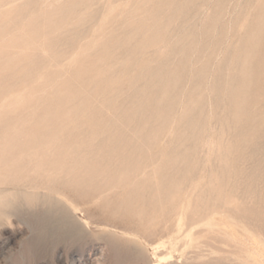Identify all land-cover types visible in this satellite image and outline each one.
Here are the masks:
<instances>
[{
	"label": "rangeland",
	"instance_id": "rangeland-1",
	"mask_svg": "<svg viewBox=\"0 0 264 264\" xmlns=\"http://www.w3.org/2000/svg\"><path fill=\"white\" fill-rule=\"evenodd\" d=\"M1 1L2 0H0V3H7L5 1H8V0H3V2ZM12 1H9V2H12ZM33 1L37 3L33 4ZM54 1L55 0H53V2ZM58 1L56 0V4L59 5L60 3H62V6L61 4L59 5L62 8H64L68 3H70L69 0H61L60 3H57ZM70 1H74V0H70ZM13 2L16 3L17 5L20 4L19 6H21V4L22 5L25 4L26 6H28V4L30 3L29 7L27 8H30V6L34 7L35 5L37 7L39 4L41 5V1L39 2L38 0H14ZM50 2L53 3L52 1ZM85 3L86 5H82L83 3L79 5H75V7L76 6L77 7L74 8V11H77V10L80 11V10H83V8L85 7H89L92 12L91 13L92 21H90V23L88 22L86 26L76 31L68 30L67 32H62L63 34L62 36L59 35V37L61 36V38L59 39H57L58 37L51 38L53 41L55 39V41L52 44L48 42L49 45L46 46L48 49L46 50L47 51L46 53L42 52L43 53L42 54L41 52H37L33 54L32 55L33 57L31 56V58L22 57L20 55V57L23 58L24 60L20 61L21 58L18 57V60H16L17 65L20 67L24 66L25 68L35 67V71L38 70L40 71L39 74H42L45 71V67L48 66L47 62L43 60L42 56L45 54L46 55L49 54L50 56H52V59H51L52 66L67 68L69 64L71 63L72 53L75 52V50L77 51V50H81L87 47L86 45L87 42L91 41L92 37L94 36V34H92L93 32L91 31V29L93 30L100 23V20L102 21L107 16L106 14L112 9L114 11L113 13L114 17L112 21L110 20L109 25L107 26L106 30L108 32H113L121 37H124V40L126 41V43H125V47L123 49H120L119 52H118V49H115V51L113 50L114 53L111 52L109 54L110 57H107L109 60V63L107 62L108 60L106 62H101L98 65L99 66L98 68L101 69L102 67L103 69H105L106 67L107 68L109 67L112 69L113 67V70L115 68V72L111 70L112 75L115 73L113 76L118 77V74H119L120 78L124 76L123 79L125 78V81H124V88L120 91V93H118L119 96L118 94H116L117 96L115 95L116 97L114 96L115 99L113 98L114 99L113 105L112 106L107 105L108 107L106 106L105 109L103 108L101 112L99 110V106H101V104L103 103L102 101L103 98L102 97L94 98V96L93 98H91V100L93 99L91 116L93 115V118L96 120L97 123L95 126L97 127L99 131L97 134V137L95 138L94 143L98 145L100 143L98 142L99 139L104 140V143L106 145L105 147L108 146L110 148V149L106 148L107 152L111 153L112 155H117V156L119 155L120 157H122L121 153L123 156L125 155L124 157H126L127 156L126 150L130 152L133 149L136 154L135 156L137 158L141 157V159L140 158L138 159H140V161L143 160L141 161L142 163L145 162L143 165L148 164V161L150 163L153 162L151 163L152 165L150 163L148 164V166L146 165L145 169L147 172H150L151 171L150 169H153V166H155L156 164H160V161H161V164H164L163 158H165L167 154L178 155V159L175 160V162L172 164L177 165L178 163V165L179 164L180 165L179 166L177 165L176 167H174L172 164L168 165L169 170L170 169L171 170L166 171L167 176L165 178L170 179L172 177L175 178L177 176L178 179H180V177L178 176L179 175L178 169L182 167L187 169L184 175L185 176L184 178L187 182L183 180L184 183L182 182V184L184 185L185 182L186 184L184 187H182L183 185L181 184V187H180L181 189L183 188L185 189L184 192H186V194L182 198V201L180 200L181 202H179L180 209H178L176 213L173 215L172 223H169L170 226L168 229V232H169L168 236L162 237L160 239V237L158 236L150 237L149 234L143 228V226H141L142 225L141 223L127 216L126 214L124 215V213L119 212V214L115 213L113 215V213H108L107 211H105L101 205L102 197H103L102 194H98L92 198H84L80 195L78 196L76 193H73L71 189L69 190V188H66L62 185L61 187L59 185V188H58L57 184L52 185L56 189L54 191V189H50L48 187L46 188V186H42L39 188L37 187V188L32 189L29 183H18V185L13 184L12 182H6V184L5 182L1 183L0 184V197L3 198L5 204H2L0 206L1 207L0 214L4 215V216L0 215V219H1L0 220V264H182V263L183 264H186V263L196 264L195 262H198V260H199V263L197 264H201L202 262L203 263L205 262L204 260L208 261V259L209 261H211L210 259H212V261L213 259H215L214 262H216V264L219 261H220L219 264L220 263L221 264H253L252 258L249 257L248 252H247L248 255L244 253H240L237 250H235L236 248L234 246L233 247L228 246L227 248V244L223 243L220 245L221 246L220 249H217V248H212L211 246H208V245L204 246V244H201V242L199 241L200 239H198L194 243L189 242V238L185 237V234H186L185 228H187L186 227V220H187L186 208L191 205V200H192L191 198L193 197L203 198L205 201H207L208 205L206 204V208H207L206 211L209 212L210 210L211 212L210 213L211 215L209 213H207L208 215L206 214L207 216L205 215V221H204V224L201 225L202 227L211 229L213 226H216L214 223L221 222L222 219H228L226 218L228 215L226 216L225 214L228 212L227 210H225L226 207L224 206V204L222 202L217 203L218 200H216L214 195H211V194H214L212 190V188H214V186L212 185H215L214 181H216L215 187L218 185V182H219V185L220 184L226 185V188L230 190L231 195L234 194L232 196V200L234 204L239 205L240 203L239 206L242 208L244 207V209L245 208L248 209L250 206L251 208L255 207L256 204H257L256 206H260L261 204H264V200H263L264 198L263 197L264 196V136L260 137V136L250 135L246 137L247 141L240 143V141L245 139V136L241 132L244 125L242 122L235 121L232 118L233 116H232V112L229 106V101L227 100L229 97L228 94L235 87L233 86V84L237 85V81H239L238 80L239 76L237 72L238 71L237 67H239L238 56L240 55L239 53H241L239 57L243 55L245 51V47L247 46V39H248L247 33L250 32L252 27L256 26L261 21V18H262L261 0H155V1L154 0L152 1L151 0H100V2L99 0H96V1L87 0L84 2V4ZM57 5H55V2H54L52 7L53 6L55 7ZM101 17H104V18L102 19ZM153 21L156 22V24H154ZM154 25L156 28H154L153 30ZM160 29L161 31H159ZM148 30L149 32H161L162 33V34L160 33L162 35V39H160L158 43H156V45H153V46L149 44L145 45L142 34L143 32H146ZM88 31L90 32L88 33ZM261 34H264V26L261 29ZM63 46H65V48H63ZM51 47H54V48L51 49ZM135 47H138V48H135ZM134 48L137 51V55H135V57L133 56L129 57V55H131L130 53L131 50ZM94 50L96 51L95 48ZM94 50L93 49L90 50L92 52L91 54L92 56L96 53V52L93 53ZM51 53L52 54L54 53V54L51 55ZM237 54L239 55L237 56ZM112 57L114 58L116 57L115 58L116 62H115V59ZM110 58H111V61H110ZM112 59L114 60L113 62H112ZM126 59L130 62L129 64ZM116 63H119V65ZM123 63L130 66V67L127 66V68L124 67V70H125L124 73H123V69H118V68H121L120 66ZM3 67H4L3 65H0V70ZM140 67L141 69L139 70ZM41 68L42 70H39ZM90 69H91L90 65L83 67V70L81 71V74H80V79L82 78L84 80L81 79L80 80L81 83L88 84L87 83L88 81L86 80L89 79L88 74L90 76V71H89ZM64 70L65 71L61 74V76L65 75L68 78L69 77L68 73H72V71L68 70V68ZM153 71L156 73V77L154 76L155 74L153 73ZM199 71L200 72L202 71L203 73L204 72L205 73L202 74ZM171 72L179 74L180 77L178 79V84H177L179 87L178 86L176 88L168 87L167 88L168 90L167 89L165 90L164 87L167 86V84L169 83L168 76L170 75ZM195 74L197 76L199 75L201 76H199V78H196L197 76H195ZM231 74L233 77L231 76ZM234 74L238 76L237 77L238 79H236V75L234 77ZM145 75L147 77H144ZM158 75L161 77H159ZM61 76L58 79V81L59 82L61 80L62 82L66 81L67 78L66 77L64 78L63 76L62 77ZM226 79H228L227 82H226ZM229 79L233 81L230 82ZM229 82L231 84H229ZM169 84L171 85V82ZM196 84L199 87L201 86V92H200L201 96L199 99L195 95H193V94H197L196 91L192 92L193 87L194 89H196ZM163 85L165 86L161 87ZM229 85L233 87L231 88V86ZM160 87L162 89L161 90L162 93L159 92ZM153 91L155 94L153 93ZM137 92H139V94ZM163 92L164 93L166 92L167 95H165V98L163 99L162 104L160 105L158 101H159L160 96L162 97ZM160 93L162 95H160ZM13 94L14 93H11L10 96L7 95L5 97H0V112H3V106H5V104L9 100H11L10 98L15 96ZM48 96L47 97L50 98L49 99L50 102L47 100L48 99L47 97H46L47 99L46 98L44 99L45 101L43 100V98L41 99L38 98L34 101V104L39 100L41 101V104H38L37 102L36 104L38 105L35 104L36 108L35 106L27 105L25 107H21L15 113L12 111L9 112V115H11L12 113L16 114L15 116H18V114H21L22 116H24L23 118L20 115L23 118L21 122H24V123H21V125L23 126V127L21 126L22 128L33 126L34 129L35 128L37 129L40 126L39 125L40 120L38 117H36V115L32 116L31 113L34 111L37 114L42 113L43 109L38 108V106L40 105L39 107H43L45 111L46 106L49 105L50 103L51 105V106L49 105L50 108L54 110H51L49 108L51 110L50 112V110L48 109L49 106H47V109L49 111L48 115L53 118L52 123L54 125L55 124L58 125L57 128L65 129V132L67 133H65L64 138L69 139L71 137L76 138L75 136H78L77 138H80V137L81 138L80 139L76 138V139L82 140L83 135L85 134L86 131L83 128H77L76 120L78 121V124H79V119L83 117V114L82 116H80L81 112L77 111V109H75L76 111L74 112L73 104L67 105L66 106L67 108L65 109L63 108L65 107V105H63L62 103H58L57 101L58 99L54 100L56 99L54 96L52 97L50 95ZM192 96L195 99V100L193 99V101H196L194 103L193 101L188 100ZM172 97L174 98V101H173V105H171L172 108H171L170 115L168 116L167 119H169L170 117L171 118L170 120H167L168 121L167 122L165 118H163L164 117L163 110L170 104ZM196 98L198 99V101ZM147 99L148 101H146ZM42 101L44 103H42ZM56 101L58 104H56ZM152 103L154 105H152ZM60 104L62 105V107H60ZM139 106L141 107V109ZM150 107L151 108L154 107V108L151 109ZM144 108H147L152 113L158 112L160 114V117H158L159 119L155 120L151 118L150 120L144 121L143 119L144 118L143 115L145 112ZM69 109L71 112L69 111ZM19 110H21V112ZM63 110H66L67 112L66 111L64 112ZM130 111L133 115L130 114ZM56 112L57 114L58 112L59 113L61 112V113L60 115H57ZM62 112L64 113L69 112L68 117H71V118H66V119L71 120L74 117L73 119L74 120L76 119V120L75 121L66 120V122L60 120L59 122L61 123V125H59L60 123H58L57 119L62 118V115H63ZM95 114L97 115V117H95L96 116ZM1 115L2 114H0V116ZM56 116H61V117L59 118ZM75 116L76 117L78 116L80 118L77 119L78 117L76 118ZM120 116L122 118H120ZM126 116H128L129 119ZM27 118H29V121L33 118L31 121L33 120L36 121V122L33 121V123H37L36 125H39V126H36L31 121L29 122ZM83 118L81 120H83ZM125 118H126V121L123 120ZM15 119H17V117H15ZM107 119L108 121L106 122ZM118 119H119L118 122L120 124L118 122H117L118 124L115 122ZM161 119H164V120L162 121ZM17 120L19 121V117ZM160 120L163 123H165L166 121L167 122V124L165 123L166 126L162 122L158 123L160 122ZM99 121L103 122L104 128H103V124L101 122L99 123ZM189 121H191L192 123ZM154 123H157L158 125ZM193 123L196 125L195 129L193 127L194 126ZM159 124H161L164 129ZM24 125L25 126L27 125V126L24 127ZM116 126H119V127L116 128ZM153 126L155 127L153 128ZM156 127L157 128L159 127V130H154ZM261 127L262 128L264 127V123L262 124ZM72 129H74V133L69 132V131H73ZM78 129H79V132H77ZM82 130H84L85 132H83ZM119 130L120 131L122 130L121 132L124 135ZM151 130L155 132L153 133ZM116 131H119L123 135V137L126 136L124 137V150L126 148L125 151L122 150L121 152H118V148H117L118 146L115 144L113 145L114 142L112 141L108 142L107 140L111 136L110 133L112 134L113 132H116ZM148 131L151 133L149 134ZM106 133L108 134L106 135ZM66 134H67V137L69 138L66 137ZM70 134H72V136ZM100 134L101 136L103 135L105 136L101 138ZM154 134L156 135V137ZM85 136L86 134L84 135V137ZM105 137H108V138H105ZM105 139L107 141H105ZM252 139L254 142L252 141ZM102 140H100L101 143L98 146L102 144L103 142ZM150 140H152L153 142L152 141L149 142ZM224 145L226 146L230 145V146L224 147ZM142 146L146 147V149L143 148ZM97 147L96 146L94 147L95 150ZM115 147L117 148V151L115 150L116 149ZM129 147L131 149H129ZM142 148L145 150H142ZM190 148L191 150L193 148L192 153L194 155L190 154L191 153ZM220 148H223V149H220ZM148 149L151 150V152ZM224 149H226V151L229 150L228 152L231 153L229 156L231 158V161L235 157L233 162L230 161L231 162L230 163V162L225 161L224 155L222 156V153H221V151ZM146 150L147 152H145ZM140 151L141 152L143 151L144 154L151 153L152 159L149 158L150 155H146L147 158L144 159L145 155H143V153L141 154ZM178 151H181L182 153L180 152L179 154L176 153ZM184 152L190 155L188 159L191 160L190 162L193 165L197 161H200V162H197V164L200 163V165L198 164L197 166L195 163L197 167L195 165L192 166V164H189L190 162L188 159L184 160L183 159L185 155ZM154 155H155L156 161L153 160ZM218 155L223 157V159L221 157L219 158ZM234 165H235V168H234ZM223 166L225 169L223 168ZM227 166L228 167L231 166V168L227 169L228 168ZM172 169H173V172H172ZM191 169H194V171ZM211 170L213 173L215 172V174L211 173L210 172ZM198 171L200 172V174H198L199 173ZM172 173L176 174V176L175 175L172 176L173 175ZM202 173H204L203 177L201 175ZM228 173H230V175ZM232 173H234L233 174L234 176L230 178L229 176H232ZM224 174L226 177L224 176ZM189 175L190 177H188ZM198 175H201V176L199 177ZM210 175H211V178L209 177ZM220 175L222 176V178L221 177L219 178ZM204 177L206 181H204L205 180ZM223 177L225 178L223 179ZM190 178L192 180L196 178V181L194 180L193 182H190L192 181L190 180ZM228 178H230V180ZM202 179L203 181H201ZM210 179H213V180H210ZM225 180L226 182H224ZM210 181L212 185L211 183H209L210 185L205 186ZM194 182H195V185H194ZM25 184H28L29 186ZM190 184L194 186L192 187ZM230 184L232 186L234 185V187H232ZM209 186H210L209 191H211L212 193L208 191ZM202 188L206 189V190L204 189L206 193L200 190ZM58 190L60 191L62 190V192ZM199 190L203 193L202 194V196L204 195L203 197L201 195H200L201 197L199 196V194H201ZM184 192L182 193L184 194ZM108 193H111V192L108 191ZM61 194H63L64 196ZM57 196L60 199L57 198ZM210 196H213L215 198V202H213L214 199H212L211 201V198L213 197H210ZM209 201L211 203H208ZM212 202L215 204H212ZM63 207L67 208L65 209L67 211L64 212ZM220 210H222V212ZM223 210H225L226 212L224 211L225 212L224 213ZM46 211L48 212V214ZM67 215H68L67 217L68 219L65 217ZM37 216H38V219L40 218L39 220H37ZM48 217H50V219ZM60 217L62 220L60 219ZM66 219L67 221L76 222V224H78V226L83 230L82 231L83 237L82 235L80 236L81 239L75 238V239L70 240L69 238H66L63 236L57 237L58 235H57L55 227H59L63 225ZM234 219L235 218H232V221H236ZM58 220H59V223H57ZM229 220H231V218H229ZM34 221H35V224H34ZM208 223H210V225ZM232 224H234L233 226L235 228V232L238 231L236 230L238 226H239V230L243 229V231H245L247 229L249 233L252 232L253 234L252 233L251 234L254 235L256 239L259 238L257 239L259 242V245L261 249L264 250V231L262 232V230L264 229L259 228V227L257 228V226L253 225V223H251L253 226L251 224L246 225L245 223L240 222V221L236 223L232 222ZM243 224L244 226H242ZM36 225L39 226V228ZM248 227L251 229H249ZM52 228L53 230H55V232L52 233L53 240L51 241L49 240L50 242L41 241V236H42L41 234H43L48 229L50 231ZM191 230L195 231L196 227H192ZM256 230L257 232H255ZM259 234L262 235L261 237L263 239L259 237ZM260 239L262 241H260ZM157 241L160 245L159 251H157L154 248L155 242L156 244H158ZM196 242L197 243L200 242L197 244L198 245L197 248H195V245H194L196 244ZM244 243L246 244V241ZM199 244L200 246H202L203 250L199 249L200 248ZM248 244L249 243L247 242V246H249ZM161 252H165V254H168L170 258L167 261L160 262L158 259V253H161ZM197 253H199L202 256H200L199 254L197 255ZM208 254H210L211 256ZM213 255L215 257H213ZM217 259H219V261ZM248 259H250L251 261Z\"/></svg>",
	"mask_w": 264,
	"mask_h": 264
},
{
	"label": "bare ground",
	"instance_id": "bare-ground-1",
	"mask_svg": "<svg viewBox=\"0 0 264 264\" xmlns=\"http://www.w3.org/2000/svg\"><path fill=\"white\" fill-rule=\"evenodd\" d=\"M9 1H12V0L5 1L7 3H0V65L4 66L0 70V97H5L9 93L10 94L8 96H10L11 93H14L13 95H15V96L11 97L10 98L11 100H9L6 104L4 103L5 106H3V112H0V114H2L0 116V184L4 183V182H5V184H6V182H12L13 184H17V185H18V183H29V185H31L32 189L37 188V187L39 188L42 186H46V188L48 187L50 189H54V191L56 189L52 185L57 184L58 188H59V185H60V187L62 185L66 188H69V190L71 189L73 191V193H76L78 196L80 195L84 198H92L98 194H102L103 197H102L101 205H102V208L105 211H107L108 213H113V215L115 213L119 214V212L124 213V215L126 214L127 216H129V217L133 218L134 220L138 221L139 223H141L142 225L141 224L140 225L143 226V228L149 234L150 237H157L158 236L161 239L162 237L168 236V234H169L168 229L170 226L169 223H172L173 215L176 213V211L178 209H180L179 202L182 201V198L186 194V192H184L185 189L184 188L181 189L180 187H181L182 182L184 183V181H183V180H185L184 175H185L187 169H185L184 167L178 169V173H179L178 176L180 177V179H178L176 174H173V173H172L173 175L172 174H170V175H172V176L175 175L177 177V179H176V177L173 178L172 176H171L172 178L169 177L170 179L165 178L167 176L166 171L169 170L168 165H171L172 163H174L175 160L178 159V155L167 154L165 156V158L162 157L164 159V164H161V161H160V164H156V165L154 164L155 166H153V169H150L151 171L147 172L145 168H146V165L148 166V164L150 162L147 160L148 164L143 165L145 162L142 163L141 161H143V160L140 161L141 157H138V158H140V159H138L135 156L136 154H135L133 149L130 152H128L125 148V150L127 152V154H126L127 158H126V157H124L125 155L124 156L122 155V153H121L122 157H120L119 155L117 156V155H112L111 153H108L106 148H108V149H110V148L108 146L105 147L106 145L104 143V140H102V139H99V141H98L100 143H101L100 140L103 141L100 146H98L100 143L99 144L97 143L98 145H96V143H94L95 138L97 137V134L99 131H98L97 127L95 126L97 123L96 120L93 118V115L91 116L92 102H93L92 101L93 99L91 100V98H93V96H94V98L95 97H102L103 98V100H102L103 103L101 104V106H99V110L101 112V110L103 108L105 109V107L107 105H109V106L113 105V100L115 99L114 96L116 94L120 93V91L124 88V81H125V78L123 79L124 76H122V78H120L119 77L120 75L118 74V77H114L113 75L115 73L113 75L111 73V70H113V67H112V69L109 67L108 68L106 67L107 69L106 68L103 69L101 66H100L101 69L98 68L99 67L98 65L101 62H106L108 60L107 57H110L109 54L111 52H113V50L115 51V49H118V52H119L120 49H123L125 47L126 41L124 40V37H121V36H119L113 32H108L106 30L107 26L109 25L110 20L112 21V19L114 17L113 16L114 11L111 9L106 14L107 16L105 15L106 16L105 18L101 17L102 19L103 18L104 19L102 21L100 20V23L95 28L92 27L94 29L93 30L91 29V31L93 32L92 34H94V36L93 37L91 36L92 40L90 39L91 41L87 42L86 45L88 48L85 47L84 49H81V50H77V51L75 50V52H73V53L71 52L72 53L71 63L69 64V66L67 68H68V70H71L72 73H68V76H69L68 78L65 75L64 76L62 75L64 78L66 77L67 79L64 82H62V80L59 82L58 79L60 78L61 74L65 71L64 69H67V68L52 66V64H51L52 56H50L49 54L43 55L44 57L42 56L43 60L45 62H47V64H48V66L45 67L44 73H42V74H39L40 71H38V70L35 71V67L25 68L24 66L23 67L18 66L16 63V60H18V57L21 58L20 55L22 57L31 58V56L37 52L46 53L47 52L46 50H48L46 46L49 45L48 42L50 44H52L55 41V39L53 41L51 38H57L58 37L57 39H59V38H61V36L63 34L62 32H67L68 30L69 31H71V30L76 31V30H79L82 27L86 26V24L88 22L90 23V21H92L91 20V16H92L91 13L92 12H91V9L89 7H85V8H83V10H80V11L79 10L74 11V8L77 7V6L75 7V5H79L82 3H83L82 5H86V3L84 4V2L87 0H74V1L69 0L70 3H68V1H67L68 4L65 7L63 6L64 8L61 7L62 6V3H60L61 0L60 1L57 0L58 1L57 3H60L61 6H59L60 4L59 5L56 4V0L54 1L55 5H57L55 7L54 6L52 7V5L54 3L53 0H50L53 3H51L48 0H43V1L38 0L39 2L41 1V5L39 4L37 7H36V5L34 7L30 6V8H27V7H29L30 3L28 4V6H26L25 4L24 5L21 4V6H19L20 4L17 5L16 3L13 2L14 0L12 2H9ZM1 2H3V0ZM65 2H63V3H65ZM99 2H100V0H99ZM34 3L36 4L37 2L33 1V4ZM87 4H88V2H87ZM103 4H105V3H103ZM91 7H93V6H91ZM101 11H102V9H101ZM261 15H262V18L260 16V18H261L260 23L257 24L256 26L252 27L250 32L247 33V38H248V39L246 38L247 39V46L245 47V51H244L243 55L241 57H239L241 55V53H239L240 55L237 54V56L239 55L238 56L239 67H237L238 71L237 70L236 71L238 72L239 77L236 74H234V77L236 75V79L239 78L238 79L239 81L236 80L237 85L233 84V86H235V87L228 94V96H229L228 99L226 97V99L229 101V106H230L232 116H233L232 118L235 121L242 122L244 125L241 132L245 136V139L240 141V143L247 141L246 137L250 136V135L260 136V137L264 136V127L263 128L261 127L262 124L264 123V34H261V29L264 26V0H261ZM37 21H39V22H37ZM154 24H156V22H154ZM238 26H239V24H238ZM135 27H137V26H135ZM154 28H156L155 25L153 27V30H154ZM159 31H161V29ZM89 32L90 31H88V33ZM160 33L161 32H149V30L146 32H143L142 37H143L145 45L146 44H149L152 46L156 45V43H158V41L160 39H162V35H161L162 33L161 34ZM59 35H61V36L59 37ZM142 37H140V38H142ZM50 39L52 42L50 41ZM74 39H76V38H74ZM90 47H91V49H90ZM132 47H134V46H132ZM52 48H54V47H51V49ZM63 48H65V46H63ZM94 48L96 49V51L94 50ZM135 48H138V47H135ZM135 48L131 50V52H130L131 55H129V57L130 56L135 57V55H137V51ZM92 49L94 50L93 53L96 52L93 56L91 55L92 52L90 51ZM123 52H124V50H123ZM241 52H243V51H241ZM53 54L51 53V55H53ZM141 55H142V53H141ZM112 58H114V57H112ZM22 60H24V59L21 58L20 61H22ZM32 60H34V59H32ZM134 60H136V59H134ZM140 60H141V58H140ZM110 61H111V58H110ZM113 61L114 60L112 59V62ZM121 61H123V60H121ZM107 62L109 63V60ZM115 62H116V59H115ZM129 63L130 62L128 61V64ZM116 64L119 65V63H116ZM88 65H90V67H91V69L89 70L90 76L87 73L89 79H87V77H86V79H87L86 81H88L87 82L88 84L81 83V81H80L82 79V78L80 79L81 71L83 70L84 66H88ZM106 65H107V63H106ZM122 65L120 66L121 68H118V67L117 68L123 69V73H124V71H125L124 67L127 68V66H129V65H126L124 63ZM129 67H128V69H129ZM140 69H141V67L139 68V70ZM143 69H145V68H143ZM39 70H42V68ZM113 71L115 72V68ZM85 72H87V71H85ZM129 72H130V70H129ZM168 72H170V71H168ZM174 72H171L170 75L168 76V78H169L168 82L169 83L171 82V85L168 83L167 86H165V85L161 86V87L165 86L164 87L165 90L168 87L169 88H176L178 86L177 84H178V79L180 76L178 73H174ZM119 73H121V72H119ZM153 73L155 74L154 76L156 77V73L154 71H153ZM200 73L204 74L205 72L203 73L201 71ZM197 74H199V73H197ZM195 76H197V75L195 74ZM199 76H201V75H199ZM199 76H197L196 78H199ZM231 76H232V74H231ZM144 77H147V76L145 75ZM159 77H161V76H159ZM166 77H167V75H166ZM202 77H201V79H202ZM82 80H84V79H82ZM227 81H228V79H226V82ZM232 81L230 80V82H232ZM230 82H229V84H231ZM125 83H127V82H125ZM137 85H138V83H137ZM140 85H142V84H140ZM198 85H199V83H198ZM229 86H231V85H229ZM233 86H231V88ZM161 87L159 89L160 90L159 92H161V90H162ZM141 89H142V87H141ZM137 90H138V88H137ZM195 91L197 94H193V95H195L199 99L201 96L200 95L201 86L199 87L196 84V89H194V87L192 89V92H195ZM192 92H191V94H192ZM137 93L139 94V92H137ZM153 93H154V91H153ZM161 93H160V95H162ZM48 95H50L51 97L54 96L56 98L54 100L58 99L57 100L58 103H62L63 105H65V107H63V108L66 109L67 105L73 104L74 105V109H73L74 112L76 111L75 109H77V111L81 112L80 116H82V114H83L84 118L81 117V119L83 118V120L79 119L80 117L77 116L78 117L77 118L75 116L77 119H79V124H78V121L75 119L76 124H77L76 125L77 128H83L87 132L86 133L84 130H82L86 134L85 137H84L85 134L83 135L82 140H77V139L81 138V137L77 138L78 136H75L77 139L74 137H71L72 134H70L71 136L69 135L71 138L67 137V134H66V137L69 139L64 138L65 133H67V132H65V129L64 128H57L58 125L55 124V125H57V126H55L52 123L53 118L48 115L49 114L48 109L51 106L50 103H49L50 106L47 105V106H49L48 109L46 106L45 111H44L43 107H39L40 105L38 106V108L43 109L42 113L37 114L35 111L31 113L32 116L36 115V117H38L40 120V123L38 122L40 125L39 126V125H36L37 123H33L34 120L31 121L33 118L32 119L30 118L31 119L30 121L33 124H35L36 126H39L37 129L36 128L34 129L33 126H28L27 128H22L23 126L21 125V123H24V122H21V120H23L24 116H22L21 114L17 113L18 116H15L16 114H13V113L11 115H9V112L12 111L15 113L21 107H25L27 105L28 106H31V105L35 106V104L37 102H38V104H41L40 100H39L40 103H39V101H37L35 104H34V101L38 98H40V99L43 98V100H44ZM165 95H167V93L163 92L162 97L160 96L159 101L157 100L160 105L162 104V101L165 98ZM118 96H119V94H118ZM49 99L50 98H48L47 100L49 101ZM193 99L194 98L192 96L188 100L193 101ZM198 99H197V101H198ZM57 101H56V104H58ZM146 101H148V99ZM173 101H174V98L172 97L170 104L168 103L169 105L166 108H164V110L162 109L164 111V114H163L164 117L163 118H165L166 121L170 120V118H171L170 117L169 119H167L168 116L170 115L171 108H172L171 105H173ZM126 102H127V100H126ZM194 102H196V101H193V103ZM42 103H44V102L42 101ZM38 104H36V105H38ZM45 104H46V102H45ZM53 105H55V104H53ZM121 105H122V103H121ZM152 105H154V104L152 103ZM60 107H62L61 104H60ZM154 107H152V108L150 107V108L153 109ZM35 108H36V106H35ZM72 108H73V106H72ZM128 109H130V108H128ZM137 109H139V108H137ZM140 109H141V107H140ZM21 110H19V111L21 112ZM51 110H54V109H51ZM51 110H50V112H51ZM144 110H145L144 115H143L144 121L150 120L151 118H153L155 120L159 119L158 117H160V114L158 112L152 113L147 108H144ZM63 111L65 112L66 110H63ZM67 111H68V109H67ZM69 111H70V109H69ZM131 111H133V110H131ZM131 111H130V114L133 115L131 113ZM64 112H62L63 113L62 118L57 119L58 123H60L59 122L60 120L66 122V120H68L66 118H71V117H68L69 112L68 113H64ZM60 113L58 112V114H57V112H56L57 115H60ZM56 114H54V115H56ZM15 117H17V119L19 117V121L17 119H15ZM26 117H28V116H26ZM56 117L60 118L61 116H56ZM95 117H97V115ZM126 117L129 119L128 116H126ZM73 118L71 120L75 121ZM120 118H122V117L120 116ZM27 120L29 121V118H27ZM99 120H101V119H99ZM123 120L126 121V118ZM161 120L163 121L164 119H161ZM161 120H160V122H158V121L157 122L161 123L162 122ZM107 121H108V119L106 120V122ZM118 121H119V119L115 122L117 123ZM166 121H165V123L167 124L168 121L167 122ZM34 122H36V121H34ZM100 122L101 121H99V123ZM115 122H113V123H115ZM189 122H191V121H189ZM101 123L103 124V122H101ZM165 123H163V124L166 126ZM102 124H100V125H102ZM154 124L158 125L157 123H154ZM196 124H197V122H196ZM59 125H61V123ZM159 125H161V124H159ZM193 125L192 126L195 129L196 125L194 123H193ZM26 126L24 125V127H26ZM36 126H34V127H36ZM147 126H148V124H147ZM118 127L119 126H116V128H118ZM154 127L155 126H153V128ZM103 128H104V124H103ZM162 128H163V126H162ZM72 130L73 131H69V132L74 133V129H72ZM140 130H141V128H140ZM154 130H159V127L158 128L156 127ZM106 131H108V130H106ZM119 131L113 132L112 134L110 133L111 136L107 140H108V142H110V141L114 142L113 145L114 144L117 145L118 146L117 147L118 152H121L122 150H124V137H126V136L123 137L124 134L121 132L122 130L120 132L123 135ZM75 132H76V130H75ZM77 132H79V129L77 130ZM108 133H106V135ZM150 133L151 132H149V134ZM182 133H184V132H182ZM101 134H102V132H101ZM101 134H100L101 138L103 136H105V135L101 136ZM76 135H78V134H76ZM150 136H152V135H150ZM148 137H149V135H148ZM155 137H156V135H155ZM105 138H108V137H105ZM127 138H128V136H127ZM217 138H218V136H217ZM107 140L105 139V141H107ZM220 140H221V138H220ZM151 141L152 140H150L149 142H151ZM252 141H253V139H252ZM136 142H138V141H136ZM147 143H148V141H147ZM95 146L96 147L98 146L96 148V150L94 148ZM225 146L226 145H224V147ZM142 147L146 149V147H144V146H142ZM188 147H190V146H188ZM117 148L115 149L116 151H117ZM143 148H142V150H145ZM129 149H131V148L129 147ZM178 149H180V148H178ZM220 149H223V148H220ZM190 150H191V148H190ZM192 150H193V148H192ZM192 150L190 151L191 152L190 154H193ZM149 151L151 152V150H149ZM184 151H185V149H184ZM228 151L229 150L226 151V149H224L221 151V153H222V156L224 155L225 161L230 162L231 158L229 156L231 153H229ZM145 152H147V150ZM179 152L182 153L181 151H178L176 153L179 154ZM142 153H143V151L141 152V154ZM143 155H145L144 159L147 158L146 155H150L149 158L152 159L151 153L150 154H144L143 153ZM161 155H163V154H161ZM188 155H189L188 153H185L183 159L187 160L188 157H190V155L189 156ZM153 157H154L153 160H155V155ZM159 157H161V156H159ZM191 157H192V155H191ZM220 157L221 156H219V158ZM221 158L223 159V157H221ZM234 158L231 162L234 161ZM236 159H237V157H236ZM184 160H183V162H184ZM197 160H199V159H197ZM190 161L191 160H189V162ZM197 162H200V161H197ZM197 162H195L196 165L197 166H198V164L200 165V163L197 164ZM151 163H153V162H151ZM162 163H163V161H162ZM195 163H194V165H195ZM189 164H192V163L190 162ZM177 165H178V163H177ZM177 165H173V166L176 167ZM187 165H188V163H187ZM194 165L192 164V166H194ZM205 168H206V166H205ZM223 168H224V166H223ZM230 168H231V166L228 167L227 169H230ZM234 168H235V165H234ZM175 169H174V171H175ZM194 169H195V167H194ZM194 169H191V170L194 171ZM224 169H222V170H224ZM172 172H173V169H172ZM187 172H189V171H187ZM210 172L213 173L212 170ZM234 172H236V171H234ZM191 173H192V171H191ZM230 173H228V174L230 175ZM198 174H200V172ZM203 174L204 173L201 174L202 177H203ZM213 174H215V172ZM233 174L234 173H232V176H229V177L232 178L234 176ZM201 175H198V176L200 177ZM205 175H206V173H205ZM211 175L209 176L210 178H211ZM224 176H225V174H224ZM188 177H190V175ZM220 177L222 178L221 175L219 176V178ZM225 177H223V179ZM230 178H228V179L230 180ZM197 179H199V178H197ZM204 179H205V177H204ZM214 179H215V177H214ZM190 180H192V179L190 178ZM190 180H188V181H190ZM194 180L196 181V178L190 182H193ZM210 180H213V179H210ZM201 181H203V179ZM204 181H206V179ZM186 182H185V184H186ZM214 182L216 185V181H214ZM224 182H226V180ZM209 183H211V181L208 182V184L205 186L210 185ZM185 184L184 185L182 184L183 185L182 187H184ZM203 184H204V182H203ZM235 184H236V182H235ZM25 185H28V184H25ZM194 185H195V182H194ZM211 185H212V183H211ZM215 185H212V186H214V188H212L214 194H211L212 192L209 191L210 186L208 188V191L211 192L210 193L211 195L215 196L216 200H218L217 203L222 202L224 204V206L226 207L225 210H227L228 213H225L226 212L225 210H223V212L225 211L224 213L226 214V216L228 215L226 217L228 219H222L221 222L214 223L216 226H213L211 229L202 227L201 225L204 224L205 215L207 213L210 214L211 212H210V210H209V212L206 211L207 210V208H206L207 201H205L203 198L193 197V198H191L192 199L191 205L186 208V214H187L186 227L187 228H185V230H186L185 237H188L189 242H191V243H194L195 241L200 239L199 241L201 242V244H204V246L208 245V246H211L212 248H217V249H220V247H221L220 245L223 243L227 244V248H228V246L229 247L234 246L236 248L235 250H237L240 253L247 254V252H248L249 257L252 258L253 264H264V250L261 249V247L259 245V242L257 240L259 238L256 239L255 236L252 235L253 233L252 232H251L252 234L249 233L247 229H246L247 231L245 230L246 232L243 231V229L239 230V226L236 229V230H238V231H236L237 232L236 233L235 228L233 226L234 224H232V222L236 223L239 221L245 223L246 225L253 223V225L257 226V228L259 227V228L264 229V204H261L260 206H256L257 205L256 204L255 207L251 208V206L250 207L248 206L249 207L248 209H246V208L244 209V207L242 208L239 206L240 203H239V205L234 204V202L232 200V196L234 194L231 195L230 190H228L226 188V185H223V184L219 185V182H218V185L216 187H215ZM232 187H234V185ZM205 188H202L200 190L205 192L204 191ZM23 191H25V190H23ZM58 191H60V190H58ZM108 191L111 193H108ZM60 192H62V190ZM182 192H184V194ZM200 192H198V193H200ZM63 194H61V195H63ZM188 194H190V193H188ZM202 194L203 193L201 192V194H199V196L200 195L202 196ZM245 195H244V197H245ZM188 197H189V195H188ZM210 197H213V196H210ZM49 198H48V200H49ZM57 198H59V197L57 196ZM215 198L214 197L211 198V201H212V199H214L213 202H215ZM205 199H207V198H205ZM263 200H264V198H263ZM213 202H212V204H215ZM208 203H211V202L209 201ZM2 204H5V203H4L3 198L0 197V206ZM237 204H238V202H237ZM220 205H222V204H220ZM63 208H64V212L67 211V210H65L67 208H65V207H63ZM214 209H216V208H214ZM219 209H220V207H219ZM220 211L222 212V210H220ZM47 214H48V212H47ZM0 215L2 216L3 214H0ZM38 216H37V220L40 219V218L38 219ZM62 217H63V215H62ZM65 217L67 218L68 215ZM48 218L50 219V217H48ZM229 218H231V220H229ZM232 218H235L234 220H236V221H232ZM60 219H61V217H60ZM67 219H66V221L64 220L65 221L64 223L61 222V223H63V225H61L59 227H55L57 235H58L57 237L63 236V237L69 238L70 240L75 239V238H80V236L83 234L82 233L83 230L78 226V224H76V222L67 221ZM237 220H239V221H237ZM35 221H34V224H35ZM57 223H59V220ZM208 224L210 225V223H208ZM242 226H244V224ZM37 227L39 228V226H37ZM192 227H196V230L192 231L191 230ZM249 227H250V225H249ZM249 229H251V228H249ZM51 230L49 231V229H48L43 234H41V232H40V234L42 235L41 241L48 242L49 240L50 241L53 240L52 233H54L55 230H53V228ZM263 231L264 230H262V232ZM255 232H257V230ZM260 234H259V237L262 238L261 237L262 235H260ZM36 235H37V233H36ZM82 237H83V235H82ZM243 237H244V239H243ZM37 238H38V236H37ZM245 241H246V244L244 243ZM260 241H262V240L260 239ZM200 242H198V243H200ZM247 242L249 243L248 244L249 246H247ZM157 243H158V241H157ZM198 243L196 242V244H194L195 248L198 247V245H197ZM150 244H151V242H150ZM152 244H153V242H152ZM159 247H160L159 243L156 244V242H155L154 248L157 251H159L160 250ZM199 247H200L199 249L203 250L202 246H200V244H199ZM224 252H225V250H224ZM230 253H232V252H230ZM198 254L199 253H197V255ZM208 255H210V254H208ZM200 256H202V255H200ZM224 256H226V255H224ZM213 257H215V256L213 255ZM169 258L170 257L168 256V254H165V252L158 253V259L160 262L167 261ZM196 259H198V258H196ZM219 259H217V260L219 261ZM210 260L211 261H209V259H208V261L204 260L205 261L204 263L201 261L202 262L201 264H216V262H214L215 259H213V261H212V259H210ZM248 260H250V259H248ZM219 262L217 264H219ZM195 263L196 264L199 263V260H198V262H195ZM186 264H190V263H186ZM192 264H194V263H192Z\"/></svg>",
	"mask_w": 264,
	"mask_h": 264
}]
</instances>
